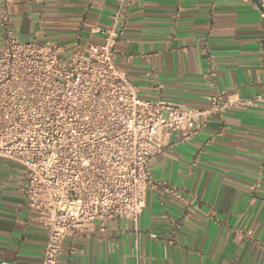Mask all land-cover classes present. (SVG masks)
<instances>
[{"label":"crops","instance_id":"crops-1","mask_svg":"<svg viewBox=\"0 0 264 264\" xmlns=\"http://www.w3.org/2000/svg\"><path fill=\"white\" fill-rule=\"evenodd\" d=\"M121 1L0 0V13L20 41L69 53L101 42L119 11L116 67L142 99L203 109L216 91L264 92V10L254 0ZM262 109L213 115L186 141L172 135L150 170L177 196L148 190L137 224L91 223L64 239L57 264H264ZM24 173L0 157V264H39L46 246L18 190Z\"/></svg>","mask_w":264,"mask_h":264},{"label":"built area","instance_id":"built-area-1","mask_svg":"<svg viewBox=\"0 0 264 264\" xmlns=\"http://www.w3.org/2000/svg\"><path fill=\"white\" fill-rule=\"evenodd\" d=\"M118 15L101 42L65 53L20 41L0 13V157L25 168L18 190L47 235L39 264H57L64 239L91 223L137 224L148 190L177 196L150 170L172 135L189 140L228 109L262 104L264 114V92L241 100L216 91L203 109L140 98L116 67Z\"/></svg>","mask_w":264,"mask_h":264},{"label":"water","instance_id":"water-1","mask_svg":"<svg viewBox=\"0 0 264 264\" xmlns=\"http://www.w3.org/2000/svg\"><path fill=\"white\" fill-rule=\"evenodd\" d=\"M254 1H255V3H256L261 9L264 10V7L260 4V2H259L258 0H254Z\"/></svg>","mask_w":264,"mask_h":264}]
</instances>
